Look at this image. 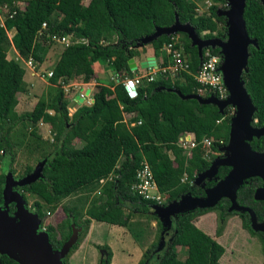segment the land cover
<instances>
[{
  "label": "trees",
  "instance_id": "16d2710c",
  "mask_svg": "<svg viewBox=\"0 0 264 264\" xmlns=\"http://www.w3.org/2000/svg\"><path fill=\"white\" fill-rule=\"evenodd\" d=\"M83 1L0 0V8L6 7L10 14L14 13L0 25V151H3L0 161L7 175L14 173L19 150L35 156V163L45 161L40 177L19 190L27 208L26 195L41 199L43 203L34 201L29 209L38 214L42 224L45 208L50 214L61 207L64 220L56 225L44 223L51 250H59L70 238L72 226L80 229L76 243L62 260L68 264L66 259L81 243L91 220L125 227L130 220L147 219L156 223L158 236L143 252L138 264H219L224 248L194 224L200 216L214 213L216 237L222 235L231 216L239 215L243 229L258 239L264 256V233L252 229L247 212L229 211L231 202L227 197H221L210 208L194 206L182 210L169 229L154 214L156 203L131 190L143 158L167 203L179 202L187 194L205 198L204 190L213 188L231 172L232 167L220 165L211 181L195 184L196 177L209 169L228 144L231 117L218 124L216 121L225 116L227 109L221 114L213 104L182 99L176 92L184 96L199 95L200 85L195 76L206 53L221 55L219 47H203L199 55L197 45H192L187 33L162 34L149 44L154 55L159 56L163 46L177 36V46L188 59V71L178 73L174 79L169 74L159 75L138 87L135 98H130L122 85L125 77H133L128 61L139 54L137 47L157 28H170L178 22L190 26L201 40L226 41V18L219 16L218 10H227L228 0H211L213 4L207 16L197 12L198 2L202 0H89L87 5ZM243 18L246 32L255 44L248 47V63L241 81L256 108L251 125L260 129L264 127V0H245ZM12 29L16 32L9 38ZM55 35L69 36L72 44L63 48L52 68L49 85L34 109L19 115L15 107L17 95L27 89L25 70L7 59V54L13 46L23 61L32 59L37 70ZM162 59L166 65L167 58ZM94 62L111 67L119 82L113 81L112 90L96 85L93 104L80 107L70 117L60 81L89 82ZM211 94L206 91L203 98ZM39 121L50 126L51 143L37 135L35 126ZM184 133L193 134L197 142L204 137L222 138L224 142L213 143L211 151L217 155L210 154L207 158L206 150L199 145L192 158L187 159L176 145ZM76 140L80 147L74 145ZM248 144L253 151L264 152V135ZM33 171L34 166H27L24 174ZM3 172L0 207L4 205L7 176ZM262 183L257 176L246 177L236 191L237 205L252 210L257 223L264 220V202L255 200L254 194ZM13 211L12 204L9 213ZM176 247L186 248L185 258L178 256ZM97 250L101 252L98 264H110V248L103 245ZM0 264L16 263L2 256Z\"/></svg>",
  "mask_w": 264,
  "mask_h": 264
},
{
  "label": "water",
  "instance_id": "95a60500",
  "mask_svg": "<svg viewBox=\"0 0 264 264\" xmlns=\"http://www.w3.org/2000/svg\"><path fill=\"white\" fill-rule=\"evenodd\" d=\"M245 0H228L227 10H218V15L226 18L227 39L223 41L219 38L201 40L193 29L188 25H180L178 22L170 28H157L155 33L142 41L143 45L160 35L173 33H187L192 41V45H197L198 53L201 54L203 47H219L223 62L220 66L224 83L228 90L226 100H218L210 95L203 98L200 95H181L182 99H195L200 104H213L217 106L219 113L223 114L228 106L235 108V113L230 119L228 144L222 149L225 152L223 157L214 159L209 169L196 177L195 184L200 185L204 181H211L220 165L232 167L229 175L220 180L211 189H205V198H196L190 194L185 195L179 202L173 201L165 206H154L156 214L170 229L172 221L177 213L184 209H191L194 206L199 208L213 207L221 197H227L231 202L229 211H245L250 215V224L254 231L264 233V220L257 223L252 210L242 208L236 203V191L246 177L257 176L262 180V185L256 190L254 199L264 202V152L253 151L249 142L253 138L264 135V127L257 129L252 127L251 122L256 108L254 107L246 89L241 81L242 75L246 72L248 63V47L254 45L246 32L243 13ZM152 63H154V59ZM129 68H135L134 61H128ZM148 66L149 62H146ZM89 93V90L87 91ZM256 122V121H255ZM45 161L39 163L34 171L25 177L13 181L12 176L6 174V181L3 191V207H0V258L6 256L17 264H63L62 260L69 253L71 247L78 239L80 229L72 226L70 238L57 251L51 250L47 233H38L42 220L37 213L30 211L26 207V202L22 195L13 191L14 188H21L41 175V169ZM204 186V185H201ZM14 205V212L9 213V206Z\"/></svg>",
  "mask_w": 264,
  "mask_h": 264
},
{
  "label": "crops",
  "instance_id": "0c3cea01",
  "mask_svg": "<svg viewBox=\"0 0 264 264\" xmlns=\"http://www.w3.org/2000/svg\"><path fill=\"white\" fill-rule=\"evenodd\" d=\"M10 31L12 32V34H15L16 32L15 29H12ZM137 50L139 54L132 59L134 61L135 68L132 70L130 69L131 71L142 73L143 70H146V66H148L146 62H149L150 66H152L154 65L155 62H159V60L162 59L163 57V53L161 51L159 56H155L151 46L148 47L147 45H144L142 47H138ZM60 55L61 52L56 62L60 58ZM7 59L17 62L25 70L24 81L27 84V89L24 93L18 94L15 111L19 115L29 113L34 109L39 98L41 97V95L44 93V91L49 85L48 80L45 79L43 80V77L41 76L42 71L44 70L41 65L38 66L37 70L35 68L22 66L21 63L25 65L24 61L19 57L17 51L13 48V46L11 47L10 51L7 54ZM151 59H154V63H152L153 60ZM53 66L50 67L51 70L49 69L48 71H45L46 74L52 71ZM92 69H93V76L90 79V81L87 83H83L79 79L68 80L66 81V83L64 80L60 81V85H67L64 93L66 92L65 97L68 103L67 110H68V115L70 117L80 107L83 106L90 107L93 104L92 93L96 85L105 86L111 90L113 89L112 88L113 81L111 80V77H114V72L111 70V67H109L107 64L104 66L99 62H94L92 63ZM37 88H40L38 94L35 93ZM69 88L73 89V92L71 94L70 92L68 93ZM88 90L89 93H87ZM81 94L84 95L83 98L80 97ZM70 95L72 96V99ZM200 96L203 97V94ZM87 97L89 98L88 101H86ZM49 113L52 112L49 111ZM35 128L37 135L44 142L51 143L53 141V133L51 132L50 126L48 124L39 121L36 124ZM185 134L192 135L189 133H184L182 135ZM39 163L40 162L38 163L36 162L37 165ZM35 168L36 167L34 166V169ZM212 214L213 213H208L203 216H200L199 218H197L199 220H195L194 224L197 228H199L204 233L212 237L215 241L220 243V241H218L217 239H220L221 236L220 237H216L215 235L211 236L212 234L210 235V233L206 232L200 226L202 220L207 216H211ZM106 225L109 224L91 220L85 239L82 240L79 246L77 247V249L74 252H72V254H70L68 258L69 259L68 263L72 264L73 262L76 261L77 264H98V261L101 257V252L97 250V247L107 245L112 252L110 264H138L143 252L150 244H152L155 241V239L158 236L156 223L147 219L130 220L125 227L116 226V225H109V227H104ZM104 229H106L104 233H107L105 236L108 237L106 242L98 238L100 232L103 231ZM96 230L97 232L95 233ZM176 250H178L177 247ZM183 250L185 253L184 254V258H185L187 255L186 253L187 250L186 248H183ZM224 250L226 251L225 248Z\"/></svg>",
  "mask_w": 264,
  "mask_h": 264
},
{
  "label": "built area",
  "instance_id": "2783aa9c",
  "mask_svg": "<svg viewBox=\"0 0 264 264\" xmlns=\"http://www.w3.org/2000/svg\"><path fill=\"white\" fill-rule=\"evenodd\" d=\"M207 4L209 0H204ZM19 3V2H17ZM213 3L207 5L208 9L212 6ZM18 6V5H17ZM22 7V6H18ZM0 25L4 24V21L7 17H12L14 13L10 14L6 7L0 8ZM197 12H199V5ZM204 15V14H203ZM45 27V24H43ZM177 36L172 37V42L165 44L161 49L163 56L167 58L168 63L163 64V59H160L159 62H155L152 66H146V70H143L142 73L133 72V77H125L122 80V85L125 88L128 96L130 98L136 97V89L142 86L144 83H150L154 81L159 75L169 74L171 77H175L178 73L187 72L189 69L188 59L182 51L180 46H177ZM51 41L55 44L62 45L63 48L68 47L72 44V40L69 36H52ZM223 62L221 55H213L206 53L205 58L200 64V69L195 76L196 82L200 85L198 89L199 95L204 94L206 91L211 92L218 100H226L228 98V90L224 83L222 72L220 71V66ZM26 67L34 68V62L32 59L24 61ZM52 76V72L47 73V78ZM111 80L118 83L119 80L116 77H111ZM84 95H80L83 98ZM227 109V113L216 123H221L227 117H233L235 113V108L233 106H228L224 109ZM141 124V121L137 123ZM133 126V125H132ZM191 134V133H189ZM218 142L220 145L223 144V139L214 140L212 137H204L201 142H197L194 138V135H180L176 145L182 149L185 153L187 159L192 158L194 150L201 145L203 149L206 150L205 156L209 158V155H217L211 151L213 143ZM3 155V151H0V157ZM1 161H0V173H2ZM111 178V177H110ZM110 180V179H109ZM185 180V179H184ZM104 180H100V183H103ZM131 190L136 193L138 196L146 200H152L158 206H163L166 202V196L161 194L158 190L157 184L154 180L152 170L145 158L142 159L140 167L135 173V179L131 185Z\"/></svg>",
  "mask_w": 264,
  "mask_h": 264
},
{
  "label": "rangeland",
  "instance_id": "374dc122",
  "mask_svg": "<svg viewBox=\"0 0 264 264\" xmlns=\"http://www.w3.org/2000/svg\"><path fill=\"white\" fill-rule=\"evenodd\" d=\"M88 2H89V0H84L83 4L87 5ZM209 3H212V1L209 0V2L207 4L203 0L198 2V5H199V12L198 13L200 15L204 14L207 16L209 14L210 8L208 9V7H207V5ZM18 6H22V3L19 2ZM225 26H226V24H225ZM8 35H9V37H12V35H14V34H12V32L9 31ZM179 38H180V36H179ZM147 46L150 47L149 45H147ZM49 50L47 52V55L45 57L44 62L41 64V66L44 70V71L41 70L42 71L41 76L43 77V80L44 79L48 80L47 74L45 71H48L50 69V67H52L55 64L60 52L63 51V47H62V45L53 43L52 45H50ZM21 65L25 67V65H23V63H21ZM172 78L174 79V78H178V77H172ZM48 84H49V80H48ZM68 85H70V84H68ZM61 87L65 91L67 85H61ZM39 89L40 88H37L35 93L38 94ZM69 92L71 94L73 92V89L69 88L68 93ZM71 99H72V96H71ZM88 100H89V98L87 97L86 101H88ZM74 145L76 147H80L79 141L76 140L74 142ZM220 153L221 154L217 155V158L223 157L225 155V152H220ZM33 157H35V156L28 154L25 150L17 151L16 160H15V163L13 165L14 173H13V175L9 174L10 176H12L13 181H17V180L26 176L24 174V170L27 166H35L36 167L37 164L35 163ZM2 165H1V167L3 169ZM1 171L3 172V170H1ZM13 191L22 195L19 188H14ZM26 197H27L26 201H27L28 209L30 208V206L32 205V203L34 201H38L40 203H43L41 201V199H39L38 197H32V196H28V195H26ZM167 204L168 203L165 202L163 206H165ZM47 211L48 210L46 208L43 210V215L45 216L43 222L46 225L47 224L48 225H56L65 219V215H64L61 207L58 208V210L54 213L49 214ZM197 220H199V219H197ZM44 223L42 224V226H40L38 233H44L45 232V224ZM200 224H201L200 225L201 228H203L206 232L210 233V235L212 234L211 236L215 235L217 222H216V215L214 213L211 216H207L206 218H204ZM104 227H109V225H106ZM105 231H106V229L101 231L99 236H98V238L100 240L102 239L104 242H106V240L108 238L107 236H105L107 234V233H104ZM96 232H97V230L95 231V233ZM85 237H86V235L83 237L82 240H84ZM217 240L220 241V243L222 245L220 243L219 244L223 248L226 249L224 256L221 257V259L219 261V264H264V256L261 252V245H260L258 239L256 237L251 236L246 230L243 229L242 220L239 217V215L231 216L228 219V221L225 225L224 231L221 235V238L217 239ZM177 249L178 250H176V251H177L178 256L181 259L184 258L185 253H184L183 248L177 247ZM68 258L66 259L67 263L69 260ZM68 264H70V263H68ZM72 264H77V262L75 261Z\"/></svg>",
  "mask_w": 264,
  "mask_h": 264
},
{
  "label": "flooded vegetation",
  "instance_id": "af4514ba",
  "mask_svg": "<svg viewBox=\"0 0 264 264\" xmlns=\"http://www.w3.org/2000/svg\"><path fill=\"white\" fill-rule=\"evenodd\" d=\"M14 212V211H13ZM1 258H2V256H1ZM1 258H0V261H1ZM17 264V263H16Z\"/></svg>",
  "mask_w": 264,
  "mask_h": 264
}]
</instances>
